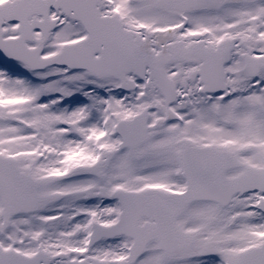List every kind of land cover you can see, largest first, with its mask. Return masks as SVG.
<instances>
[{
	"label": "snow or ice",
	"instance_id": "obj_1",
	"mask_svg": "<svg viewBox=\"0 0 264 264\" xmlns=\"http://www.w3.org/2000/svg\"><path fill=\"white\" fill-rule=\"evenodd\" d=\"M0 264H264V0H0Z\"/></svg>",
	"mask_w": 264,
	"mask_h": 264
}]
</instances>
